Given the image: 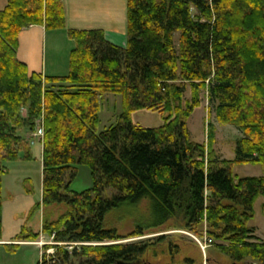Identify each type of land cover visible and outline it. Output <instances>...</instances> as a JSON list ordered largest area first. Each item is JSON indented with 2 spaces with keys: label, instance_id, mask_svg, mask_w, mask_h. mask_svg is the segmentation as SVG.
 Returning <instances> with one entry per match:
<instances>
[{
  "label": "trees",
  "instance_id": "obj_1",
  "mask_svg": "<svg viewBox=\"0 0 264 264\" xmlns=\"http://www.w3.org/2000/svg\"><path fill=\"white\" fill-rule=\"evenodd\" d=\"M6 1L0 10V241L4 163L21 150L31 158L22 132L34 133L39 121L36 207L66 210L56 220L43 218L41 232L52 243L36 264H139L151 241L165 237L117 242L121 236L108 220L116 210L137 213L132 236H141L143 225L171 220L191 233L206 224L212 240L226 243L215 245L217 251L232 262L264 264V241L248 225L255 200L264 198V0H125L126 47L108 42L102 30H69L75 47L61 77L30 73L16 53L23 29L65 27L62 0ZM202 92L217 121L243 135L231 160L217 157L212 128L208 144L190 139L187 119ZM107 93L120 95L122 112L98 132L99 100ZM143 110L157 112L163 125L134 123L132 114ZM246 163L259 165L262 175L235 176L234 166ZM81 166L92 183L78 192L71 184ZM26 227L25 221L12 240L34 241L38 234Z\"/></svg>",
  "mask_w": 264,
  "mask_h": 264
},
{
  "label": "rangeland",
  "instance_id": "obj_2",
  "mask_svg": "<svg viewBox=\"0 0 264 264\" xmlns=\"http://www.w3.org/2000/svg\"><path fill=\"white\" fill-rule=\"evenodd\" d=\"M192 10V14H195ZM179 33L174 34L178 41ZM189 89L184 93V99H189ZM98 132L113 124L122 112L120 95L104 94L100 97ZM25 114V111L22 112ZM134 123L146 128H158L163 125V119L157 112L136 111L132 114ZM39 122V121H38ZM37 122L34 133L22 132V136L30 139V159L24 158V151L18 152L14 161L5 162L6 173L2 176V236L0 241V264H36L43 253V246L51 244V239L41 232L42 220L45 216L52 221L65 212L64 205H52L48 208H37L41 201L42 162H41V122ZM190 139L196 143H209L210 129L213 135L212 146L220 159L231 160L235 157L236 142L242 138L241 132L234 126L221 124L215 117V107L211 106L204 92L201 93V104L193 110L187 119ZM40 140V142H39ZM234 174L239 177H256L262 175L259 165L246 163L236 165ZM91 179L86 166L79 167L78 174L71 184L74 191H82L91 187ZM259 197L254 202V217L250 225L264 230V216L260 212ZM116 210L109 214V224L116 228L121 236L117 242L165 238L158 243L152 240V245L140 258L139 264H249L234 263L228 257L217 251L215 245L226 244L213 239L210 246L201 247L197 242L210 238L206 224L199 225L197 233H191L174 227L177 222H171L159 227L142 226L141 236H132L136 227V215L131 211ZM26 221V228L31 233H37L34 241L12 240L20 227ZM264 241V240H261ZM8 245V246H5ZM49 253L52 250H48Z\"/></svg>",
  "mask_w": 264,
  "mask_h": 264
},
{
  "label": "crops",
  "instance_id": "obj_3",
  "mask_svg": "<svg viewBox=\"0 0 264 264\" xmlns=\"http://www.w3.org/2000/svg\"><path fill=\"white\" fill-rule=\"evenodd\" d=\"M62 2L65 10L64 28L46 30L43 25H33L19 33L16 55L30 73L36 72L50 77L68 74L70 53L75 47L74 41L68 35L69 30H102L108 42L120 48L126 47L125 0ZM6 4V0H0V10L4 9ZM263 203L264 201L260 203V212ZM250 222L251 220L248 225L254 229L255 237L264 240V230L260 231L256 226L250 225Z\"/></svg>",
  "mask_w": 264,
  "mask_h": 264
},
{
  "label": "built area",
  "instance_id": "obj_4",
  "mask_svg": "<svg viewBox=\"0 0 264 264\" xmlns=\"http://www.w3.org/2000/svg\"><path fill=\"white\" fill-rule=\"evenodd\" d=\"M197 242L201 245L202 248H204V246H210L212 244L213 240L211 238L205 237L202 242L199 241L198 239H197Z\"/></svg>",
  "mask_w": 264,
  "mask_h": 264
},
{
  "label": "water",
  "instance_id": "obj_5",
  "mask_svg": "<svg viewBox=\"0 0 264 264\" xmlns=\"http://www.w3.org/2000/svg\"><path fill=\"white\" fill-rule=\"evenodd\" d=\"M119 264H133V263H119Z\"/></svg>",
  "mask_w": 264,
  "mask_h": 264
}]
</instances>
